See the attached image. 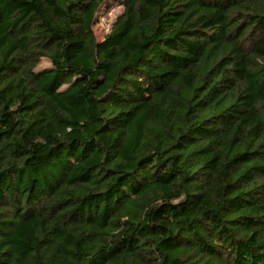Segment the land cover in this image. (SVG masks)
<instances>
[{"label": "trees", "instance_id": "trees-1", "mask_svg": "<svg viewBox=\"0 0 264 264\" xmlns=\"http://www.w3.org/2000/svg\"><path fill=\"white\" fill-rule=\"evenodd\" d=\"M109 1L0 0V264H264V0Z\"/></svg>", "mask_w": 264, "mask_h": 264}, {"label": "rangeland", "instance_id": "rangeland-1", "mask_svg": "<svg viewBox=\"0 0 264 264\" xmlns=\"http://www.w3.org/2000/svg\"><path fill=\"white\" fill-rule=\"evenodd\" d=\"M124 5L117 0H111L104 3L96 14L93 29L99 40L109 33L116 22L117 18L123 13ZM51 63L47 59H43L39 68L48 67ZM137 89L141 90L143 94H149L152 86L143 84L142 80L135 82Z\"/></svg>", "mask_w": 264, "mask_h": 264}]
</instances>
